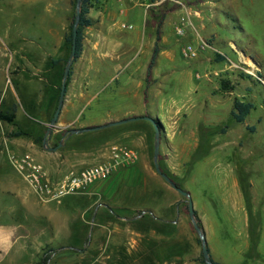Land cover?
Wrapping results in <instances>:
<instances>
[{
  "label": "rangeland",
  "instance_id": "obj_1",
  "mask_svg": "<svg viewBox=\"0 0 264 264\" xmlns=\"http://www.w3.org/2000/svg\"><path fill=\"white\" fill-rule=\"evenodd\" d=\"M76 3L71 0L65 34ZM107 6L105 19L114 22L111 38L119 55L95 61L87 91L78 80L83 98L77 97L71 110L76 125L61 128L58 117L45 146L71 53L63 44L64 58L52 56L62 52L61 42L53 43L62 29L65 0H0V109L15 108L17 114L16 124L0 119V149L13 150L0 154L1 256L11 258L23 224L37 235L38 245L31 234L29 241L45 264H206L187 198L156 171L155 126L133 119L145 111L161 130V169L191 193L213 258L264 264V0H108ZM182 18L192 25L179 34ZM158 35L166 47L149 70ZM189 45L196 55L185 52ZM141 71L142 87L132 83ZM223 79L232 91L219 92ZM72 85L70 78L68 95ZM236 97L255 105L242 123L231 114ZM179 107L183 113L174 122ZM99 125L106 126L65 137L71 129ZM16 130L28 135L10 136ZM61 140L64 144L50 154L48 147ZM115 144L137 149L139 159L81 195L48 202L62 216L63 228L51 230L45 218L30 220L20 212L18 191L29 184L12 154H31L58 179L64 173L54 170L47 155L74 157L101 149L99 159L87 164L94 165L108 160ZM164 201L169 222L147 211ZM4 230L12 232L11 239Z\"/></svg>",
  "mask_w": 264,
  "mask_h": 264
},
{
  "label": "crops",
  "instance_id": "obj_2",
  "mask_svg": "<svg viewBox=\"0 0 264 264\" xmlns=\"http://www.w3.org/2000/svg\"><path fill=\"white\" fill-rule=\"evenodd\" d=\"M107 5H108V0H95V4H93V6L90 8L89 15L95 19V23L93 25L87 26L84 29L85 38H84V44H83V51H82L80 57L75 61L74 65H73L72 75H71V81L73 83L72 93L68 95L66 92L64 105H63V108H62L61 113L59 115V120H60L59 123H60L61 128H64L70 124L76 125L73 118L71 117V110L74 107L75 99L77 97L83 98V96H81L82 92L78 94V92H79L78 80H80L82 82V86H83L84 90L87 91L89 88V86H88L89 81L91 79V77H90L91 70L94 68L95 61L96 60H100V61L109 60V61H111V60H115L117 58V56L119 55L117 53L115 43L112 42V38H111V36L114 32L112 29L114 22L112 23L111 21H106V19H105V13L108 10ZM65 8H66V10L63 12L61 17L59 18V22L62 23V29H61V31L57 32V34H56L57 39L53 43L54 46L56 47L57 46L56 42H61L59 44V50H60V52L62 50V52H61V54H54V55L51 54L52 56L56 57L59 60L64 58V51H63L64 35H65L66 27L68 25L67 22H68V19L70 16V12H71V0H65ZM95 10L97 11V13L94 14ZM123 28H126V27H123ZM163 39L164 38L161 36V38H159V40H157V42H161V41H163ZM165 41H167V40H165ZM163 47H166V46L159 44V48H163ZM137 71H140V68ZM136 75H138V78L135 79L132 83H134V84L136 83V85L140 86V87L145 86V71H141V72L137 73ZM146 80H148V77L146 78ZM182 113H183V108L179 107L177 109L176 113L174 114V116L172 117V120H174V122H178ZM144 115H148V114H145V111L136 114L137 117L138 116H144ZM77 127L81 128V127H87V126H77ZM67 142H68V138H67ZM12 151L13 150H11V148H10V150L3 148V149H0V154H2V156L3 155L5 156L6 153H8L7 156H9V153H11ZM91 151H92V153L90 152L89 154L75 153L74 157H72L71 153H67L65 155H62L59 153L57 158L54 157V155H53V157L47 155V161L49 163H52V167L53 166L55 167L54 170L63 172L65 174L71 169L81 170L85 167L90 166L87 164H92L97 159H99L100 155H102L101 153L97 155L98 151L104 153V151H102L101 149L98 150L96 152V154L93 152L94 150H91ZM54 152L55 151H50V154H55ZM138 153H139V151H138ZM60 155H61V157H60ZM75 166H77V167H75ZM106 180L99 181L97 183H101V182H104ZM97 183H95V184H97ZM29 186H28L27 190L18 191V198H19V201H21L20 202L21 203V206H20L21 211L20 212L23 214H26V219H30V220L33 219L35 221H38L40 219L45 218L48 222L47 225L51 230L54 228H56V229L63 228L64 223L62 221V216H58L59 214L55 213L53 211V209H50L47 205L48 202H50V201L42 200L39 197L38 193L33 189V187L30 184H29ZM92 191L93 190H90V194L95 192V191H93V192ZM19 192H20V194H19ZM14 193H16V192H14ZM79 195H81V193H79ZM178 202H180V201H178ZM165 203H167V201L166 202L164 201L163 203H160V204L157 203L154 206H149L147 211L150 212L159 221L169 222L170 217L168 215V211H167ZM170 204L171 203H169L168 205H170ZM154 209L157 211V213L155 212ZM164 211H165V213H164ZM82 214L84 216V212H82ZM171 222L175 223L176 220H171ZM24 227L25 226L23 224H20L18 227L19 229L15 233V236L17 237V240L19 243L17 242L15 245H12V250L14 249L13 255L11 256L10 259L5 260L4 255L1 256V254H0V264H43L42 262H40L38 260V253H39L38 248H37L38 246L36 247L33 244H30V241H29L32 239V237L34 235L32 234V232H30V229H26L27 227L26 228H24ZM203 227H204V225H203ZM204 229H205V227H204ZM165 230H166L165 227L161 228V233L159 235L160 240H161L160 245H164L162 242H164V239L166 237L165 233H164ZM205 231H206V229H205ZM11 234H12V232L9 233L8 230L7 231L4 230V232H2V235L7 236L8 239H11V237L9 236ZM29 234H31V236L32 235L33 236L28 237ZM206 235H207V231H206ZM33 238L35 240L34 243L37 244L36 243L37 235ZM161 238H163V239H161ZM208 238H209V236L207 235L208 247L210 250L211 257L213 258ZM6 248H7V246H6ZM6 248H5V250H7ZM3 250H4V248L0 249V253ZM213 260L216 262H220L222 264H227V263H224L222 261L215 260L214 258H213ZM56 264H63V263L59 262Z\"/></svg>",
  "mask_w": 264,
  "mask_h": 264
},
{
  "label": "built area",
  "instance_id": "obj_3",
  "mask_svg": "<svg viewBox=\"0 0 264 264\" xmlns=\"http://www.w3.org/2000/svg\"><path fill=\"white\" fill-rule=\"evenodd\" d=\"M188 25H192L190 18H182V23L176 31L183 34ZM122 26L132 27V25L124 23ZM185 52L192 56L196 55V51L191 45L185 48ZM138 159L139 153L135 148L115 144L110 149L108 160L81 170L71 169L61 178L53 179L43 165L36 162L31 154L11 155L13 165L24 175L39 197L44 201L58 202L68 194L79 193L99 181L108 179L120 167L133 164Z\"/></svg>",
  "mask_w": 264,
  "mask_h": 264
},
{
  "label": "water",
  "instance_id": "obj_4",
  "mask_svg": "<svg viewBox=\"0 0 264 264\" xmlns=\"http://www.w3.org/2000/svg\"><path fill=\"white\" fill-rule=\"evenodd\" d=\"M81 7H82V0H77L75 22H74V25H73V44H72V49H71V53L69 55V58H68V61H67V64H66V68H65V72H64V76H63V81H62V87H61V93H60L58 106H57V109H56V111L54 113V117L50 121V124L48 126L46 135H45L44 140H43V143H44L45 146L49 144L48 139H49L51 133L53 132V129L56 126V123L58 121V117H59V115L61 113V110L63 108V105H64L66 91H67V79L69 77L70 70H71L72 65H73V61H74V59L76 57L77 35H78V27H79V23H80V18H81ZM133 119H147L151 123H153V125L155 126L154 164H155L156 171L174 189L179 191L182 195H184L187 198V200H188V209H189V214H190L192 223H193L194 228L196 229V231H197V233H198V235H199V237L201 238V241H202V250H203L205 263L206 264H215L213 258L211 257L210 250H209V247H208L206 231H205L203 225L199 222L198 215H197V212H196V209H195V206H194V201H193V198L191 196V193L188 190H186L183 187H181L180 185H178L166 172H164L161 169V166H160V163H159L160 144H161V140H160L161 130H160L159 124L157 123V121L155 119H153V118H151L149 116H138V117H135ZM104 126H106V125H99V126H96V127H93V128L71 129L69 132H70V134H75V133H80V132H84V131L101 129ZM62 145H63V141H61L59 144H57L55 146H49L48 149L51 150V151H56Z\"/></svg>",
  "mask_w": 264,
  "mask_h": 264
},
{
  "label": "trees",
  "instance_id": "obj_5",
  "mask_svg": "<svg viewBox=\"0 0 264 264\" xmlns=\"http://www.w3.org/2000/svg\"><path fill=\"white\" fill-rule=\"evenodd\" d=\"M74 1L76 3L77 0H74ZM92 6H93L92 0H82L81 18H80V23H79V27H78V35H77V51H76V57H75L73 63L80 57V55L83 51V44H84V38H85L84 29L87 26L93 25L95 23V19L89 15L90 8ZM74 22H75V14H74V16L72 18V22L70 24V30L65 34V37H64V44L66 45V46L65 45L64 46L66 49H68V55L71 52L72 44H73V25H74ZM157 38H158L157 40H159L160 36L158 35ZM159 52H160L159 44H158V42H156L154 49H153V55H152L151 63L149 65V70L151 69V67L156 62V58H157ZM219 56H220L219 57L220 60L225 59V57L223 55H219ZM54 62H57V60H55ZM149 70H148V75L150 72ZM72 71H73V69L71 68L69 77L67 79V83L69 82V80L71 78ZM233 89H234V86L230 83L229 80L223 79L221 81V87L219 89V92L226 93V92L232 91ZM60 93H61V88H60L59 96H60ZM1 94L2 93L0 91V100H1ZM56 106H58V104ZM254 107H255V105L252 101H244V100L236 97L234 99V102H233L231 114L237 123H242L246 120L247 116L249 115V113L251 112V110ZM56 109H57V107H56ZM53 117L54 116H52V118ZM52 118H51V120H52ZM0 119L7 121L8 123H11V124H16L17 114H16L15 108L13 109V111H8V110L4 111V110L0 109ZM157 123H158V121H157ZM249 128L252 131L255 130L254 126L249 127ZM21 135H28V133L23 131V130H16V131H12L10 133V136H13V137L14 136L15 137L21 136ZM177 184L179 185V183H177ZM142 217H144V215H142L139 218H142ZM203 262L205 263L204 259H203ZM214 263L215 264H222V263L216 262V261H214ZM43 264H45V261Z\"/></svg>",
  "mask_w": 264,
  "mask_h": 264
},
{
  "label": "flooded vegetation",
  "instance_id": "obj_6",
  "mask_svg": "<svg viewBox=\"0 0 264 264\" xmlns=\"http://www.w3.org/2000/svg\"><path fill=\"white\" fill-rule=\"evenodd\" d=\"M71 135H72V134H71ZM67 136H70V132H67V133H66L65 137H67ZM61 141H62V140H61ZM61 141H60V142H61ZM60 142H58L57 144H59ZM57 144H56V145H57ZM63 144H64V141H63ZM54 146H55V145H54Z\"/></svg>",
  "mask_w": 264,
  "mask_h": 264
}]
</instances>
